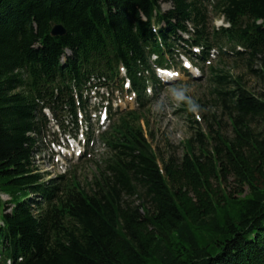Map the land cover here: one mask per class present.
<instances>
[{
  "label": "trees",
  "instance_id": "trees-1",
  "mask_svg": "<svg viewBox=\"0 0 264 264\" xmlns=\"http://www.w3.org/2000/svg\"><path fill=\"white\" fill-rule=\"evenodd\" d=\"M212 50L264 84V0H0V264H264V87L218 69ZM179 53L208 71L232 135L211 113L160 166L141 124L145 88L157 92L154 66L179 67ZM120 67L136 107L109 115L90 185L49 177L35 162L45 109L74 134L77 110L89 118L84 92L122 89ZM227 177L238 195L220 188Z\"/></svg>",
  "mask_w": 264,
  "mask_h": 264
},
{
  "label": "rangeland",
  "instance_id": "rangeland-1",
  "mask_svg": "<svg viewBox=\"0 0 264 264\" xmlns=\"http://www.w3.org/2000/svg\"><path fill=\"white\" fill-rule=\"evenodd\" d=\"M169 7V2L161 3L162 10H166ZM212 25L218 27L225 25V23L221 17L211 16L210 26ZM184 36L187 37L186 35ZM183 57L184 55L178 56L181 61ZM211 64L215 65L218 69L222 68L233 75L241 76L246 87L253 92H257L264 87L263 82L247 71L245 63L242 60L226 58L218 62L217 58H215L212 59ZM258 67L259 61H255L253 68L258 69ZM180 70L181 68L179 67L173 68V78L161 85L157 92L154 93L151 86H149L152 89L151 92H146L148 96L154 95V98L144 108L141 124L152 149L157 154L160 166L161 160L166 159L170 155L174 159H180L183 156L185 152L184 142L194 134L195 127H200L204 133L207 132L208 122L206 116L209 117L211 113H215L217 119H220L222 133L227 137L232 135L225 116L220 115V110L213 99L214 96L211 92L212 83L209 81L210 75L208 71L205 70L204 74L201 73L200 76L194 77L192 80L189 78H192V75L189 73L192 70L189 72H182ZM110 95L114 96L115 100L119 99L118 103L121 102V104L128 99L125 93L119 94L116 90H113ZM95 101L91 98L90 103ZM128 104L127 108L136 107L133 102ZM189 111L191 112V116ZM49 117L51 118L50 115ZM66 119L64 118V120ZM193 120H196L198 123L193 122ZM109 123L110 120L106 122L104 128L100 127L91 112L90 124L93 131L94 150L89 160L83 159L82 161H74L69 150H66V148L59 149L60 147H66L68 142L63 136L62 129L57 128L55 124L51 123L48 132L42 140L41 149L35 154V162L39 169L43 172H48L49 177L62 173L69 176L74 175L81 185L87 188L97 168L102 166V158L106 155V150L98 136V130L105 129ZM64 124H66V121H64ZM59 150L67 152L65 158L57 155ZM54 158H58L61 161L58 163ZM219 183L220 188L226 193L230 192L235 196L238 195L239 188L232 177L222 179ZM245 191L246 187L243 188V192L240 195H244ZM1 198L5 200L8 197L5 194H1Z\"/></svg>",
  "mask_w": 264,
  "mask_h": 264
},
{
  "label": "water",
  "instance_id": "water-1",
  "mask_svg": "<svg viewBox=\"0 0 264 264\" xmlns=\"http://www.w3.org/2000/svg\"><path fill=\"white\" fill-rule=\"evenodd\" d=\"M50 23H51L50 34L52 36H63L66 34V29L62 24L55 22H50Z\"/></svg>",
  "mask_w": 264,
  "mask_h": 264
}]
</instances>
